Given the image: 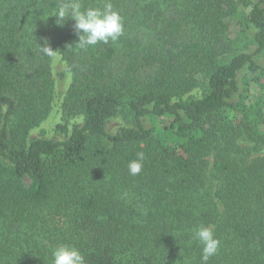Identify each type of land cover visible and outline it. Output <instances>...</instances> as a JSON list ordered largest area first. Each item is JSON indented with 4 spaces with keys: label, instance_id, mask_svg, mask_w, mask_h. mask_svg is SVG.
I'll return each mask as SVG.
<instances>
[{
    "label": "trees",
    "instance_id": "1",
    "mask_svg": "<svg viewBox=\"0 0 264 264\" xmlns=\"http://www.w3.org/2000/svg\"><path fill=\"white\" fill-rule=\"evenodd\" d=\"M59 2L0 5V264L61 244L85 264H201V224L208 264H264V0H111L124 34L86 50L47 18ZM120 115L134 124L110 132ZM94 162L109 186L85 183Z\"/></svg>",
    "mask_w": 264,
    "mask_h": 264
},
{
    "label": "clouds",
    "instance_id": "2",
    "mask_svg": "<svg viewBox=\"0 0 264 264\" xmlns=\"http://www.w3.org/2000/svg\"><path fill=\"white\" fill-rule=\"evenodd\" d=\"M50 16L56 17V23L61 26L69 19L74 21L73 28L78 36L75 47L84 50L100 43H115L124 34L123 19L114 10L111 0H102V6L89 7H84L81 0H60L47 18ZM41 45L43 52L55 59L56 50L51 48L48 41ZM144 160L145 154L138 152L136 158L128 162L129 174H140ZM193 239L202 245L201 264H208L210 258L217 254L220 240L213 229L204 224L193 229ZM52 264H85V258L75 246L61 244L52 250Z\"/></svg>",
    "mask_w": 264,
    "mask_h": 264
},
{
    "label": "rangeland",
    "instance_id": "3",
    "mask_svg": "<svg viewBox=\"0 0 264 264\" xmlns=\"http://www.w3.org/2000/svg\"><path fill=\"white\" fill-rule=\"evenodd\" d=\"M2 2H6V0H0V5H3ZM63 27V26H62ZM238 27L234 24L231 25L230 27V32L234 33L236 31ZM262 64H264V59L260 60ZM62 88V87H61ZM57 120H60V117L57 116V118H55L53 116L52 119H50L49 121H47L46 124H44L43 126L39 127L37 129V131H35V133L37 135H51L50 132V127L52 124H54ZM134 124V120L131 117H126L124 115H120L117 116L113 119H111L108 123V130L110 132H115L119 127L121 126H127V125H133ZM146 124H150V121L146 120ZM55 136V135H54ZM245 145V144H242ZM258 155H264V150L260 151V152H256L254 153L253 156H258ZM213 156V155H211ZM212 159V158H211ZM95 165L92 166L90 172L87 174V182H93V180L96 181L97 185H100L101 187H105V186H109L110 183V175L111 174V169L112 167L104 162H94ZM118 194L120 195L121 198H123V195L121 193V188L119 186H117V190ZM133 198V194H131L129 196V199Z\"/></svg>",
    "mask_w": 264,
    "mask_h": 264
}]
</instances>
